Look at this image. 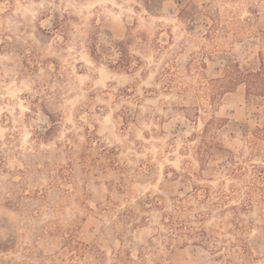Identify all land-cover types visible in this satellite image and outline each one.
I'll return each mask as SVG.
<instances>
[{
  "label": "rangeland",
  "instance_id": "374dc122",
  "mask_svg": "<svg viewBox=\"0 0 264 264\" xmlns=\"http://www.w3.org/2000/svg\"><path fill=\"white\" fill-rule=\"evenodd\" d=\"M264 0H0V264H264Z\"/></svg>",
  "mask_w": 264,
  "mask_h": 264
},
{
  "label": "trees",
  "instance_id": "16d2710c",
  "mask_svg": "<svg viewBox=\"0 0 264 264\" xmlns=\"http://www.w3.org/2000/svg\"><path fill=\"white\" fill-rule=\"evenodd\" d=\"M231 80L237 81L245 88V97L248 103L256 99L264 101V59L259 58L258 66L255 69L240 67L234 63L232 67Z\"/></svg>",
  "mask_w": 264,
  "mask_h": 264
}]
</instances>
